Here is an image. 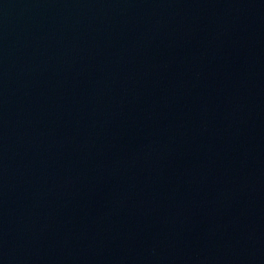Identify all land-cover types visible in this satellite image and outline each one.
Instances as JSON below:
<instances>
[{
    "label": "water",
    "instance_id": "obj_1",
    "mask_svg": "<svg viewBox=\"0 0 264 264\" xmlns=\"http://www.w3.org/2000/svg\"><path fill=\"white\" fill-rule=\"evenodd\" d=\"M0 264H264V0H0Z\"/></svg>",
    "mask_w": 264,
    "mask_h": 264
}]
</instances>
